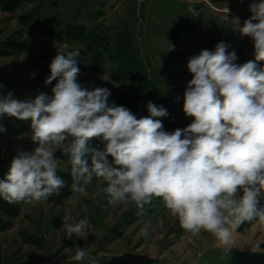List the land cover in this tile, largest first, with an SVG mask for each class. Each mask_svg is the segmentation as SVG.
I'll return each mask as SVG.
<instances>
[{
	"label": "rangeland",
	"instance_id": "obj_1",
	"mask_svg": "<svg viewBox=\"0 0 264 264\" xmlns=\"http://www.w3.org/2000/svg\"><path fill=\"white\" fill-rule=\"evenodd\" d=\"M10 1V0H9ZM250 0H21L13 10L0 0V97L12 92L19 100L39 93L52 95L45 85L49 65L58 52L80 50L78 82L82 87L109 89L111 105L128 108L138 119L150 115L148 102L172 109V118L191 123L183 112V95L192 79L187 63L201 50L229 45L243 62L254 59L253 40L234 31L252 13ZM194 8L197 15H192ZM70 26L76 27L69 36ZM232 44V45H231ZM236 45L238 47H235ZM159 119V118H154ZM0 160L17 150L31 152L30 122L0 118ZM92 139L90 147L104 149ZM57 172L71 174L70 156L54 153ZM111 160V157H109ZM85 193L60 192L47 201L9 204L0 198V264H264V223L256 219L234 229V245H225L202 231L192 236L162 199L145 205L137 216L133 203L110 205L97 186ZM264 207V196L261 197ZM86 220L85 238H71L64 222ZM149 225L147 237L140 234ZM239 239V242H238ZM77 247L87 251L80 261Z\"/></svg>",
	"mask_w": 264,
	"mask_h": 264
},
{
	"label": "clouds",
	"instance_id": "obj_2",
	"mask_svg": "<svg viewBox=\"0 0 264 264\" xmlns=\"http://www.w3.org/2000/svg\"><path fill=\"white\" fill-rule=\"evenodd\" d=\"M249 11L242 27L233 19V30L253 40L254 59L235 63V51L224 42L190 57L183 112L193 119L172 132L154 119L168 116L163 106L148 102L150 115L138 119L124 106L109 105V89L88 90L78 82L80 50L58 52L45 80L56 81L52 95L19 100L10 91L0 97V118L30 122L37 145L31 152L17 150L0 179V198L33 204L58 196L65 181L54 153L63 148L70 156L72 191L85 193L95 177L106 184L97 187L110 205L133 203L137 216L160 198L184 231L208 232L224 245L241 224L264 223V0H250ZM92 139L105 142L104 149L90 147ZM86 225L64 222L63 228L68 238L82 239ZM148 228L144 223L140 234L147 237ZM77 249L74 260L88 256Z\"/></svg>",
	"mask_w": 264,
	"mask_h": 264
},
{
	"label": "trees",
	"instance_id": "obj_3",
	"mask_svg": "<svg viewBox=\"0 0 264 264\" xmlns=\"http://www.w3.org/2000/svg\"><path fill=\"white\" fill-rule=\"evenodd\" d=\"M21 0H1V3L3 6H7V8H9V10H13L17 4L20 2ZM78 28L81 26H70L67 30V33L69 36H72L74 34H72V31L74 28ZM232 45V44H231ZM235 47H238L236 45H233ZM215 47H213L212 51L215 50ZM235 63L237 64H243V60L241 57H238V59L235 61ZM95 88H92V90ZM111 92V91H110ZM108 103L109 105H111L110 102V96L108 97ZM161 106H163L165 109H167L168 111V116L167 117H160L159 119L162 121L163 126H164V130L168 131V132H172L174 130H176L177 128H184L186 127L189 123L185 122L182 123L181 120L177 117L172 118L171 114H172V109L171 108H167L165 106V104H162ZM12 159H9L8 161L3 159L0 160V179H3L5 174L7 173L9 167H10V163H11ZM57 174L65 181V186L60 190V192H72L71 189V185H72V177L71 174L66 173H60L57 172ZM250 258H253V260H258V259H264V256L260 255V254H254V255H250ZM100 264H108V263H100Z\"/></svg>",
	"mask_w": 264,
	"mask_h": 264
},
{
	"label": "bare ground",
	"instance_id": "obj_4",
	"mask_svg": "<svg viewBox=\"0 0 264 264\" xmlns=\"http://www.w3.org/2000/svg\"><path fill=\"white\" fill-rule=\"evenodd\" d=\"M236 237H235V233H234V230H233V240H232V242H230L229 244H227V245H234V244H236L234 241L236 240L235 239Z\"/></svg>",
	"mask_w": 264,
	"mask_h": 264
},
{
	"label": "crops",
	"instance_id": "obj_5",
	"mask_svg": "<svg viewBox=\"0 0 264 264\" xmlns=\"http://www.w3.org/2000/svg\"><path fill=\"white\" fill-rule=\"evenodd\" d=\"M238 242H239V239H238ZM219 246H221V247H223V246H225L224 244H219ZM228 246V245H227Z\"/></svg>",
	"mask_w": 264,
	"mask_h": 264
}]
</instances>
